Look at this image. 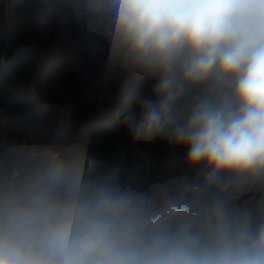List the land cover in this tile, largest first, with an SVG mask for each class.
Listing matches in <instances>:
<instances>
[{
	"label": "clouds",
	"instance_id": "9594fccd",
	"mask_svg": "<svg viewBox=\"0 0 264 264\" xmlns=\"http://www.w3.org/2000/svg\"><path fill=\"white\" fill-rule=\"evenodd\" d=\"M41 7L106 35L130 142L185 155L115 167L83 134L6 136L0 264H264V0Z\"/></svg>",
	"mask_w": 264,
	"mask_h": 264
},
{
	"label": "rangeland",
	"instance_id": "374dc122",
	"mask_svg": "<svg viewBox=\"0 0 264 264\" xmlns=\"http://www.w3.org/2000/svg\"><path fill=\"white\" fill-rule=\"evenodd\" d=\"M42 9L40 0H0V68L30 58L25 62L30 67L25 103L32 106H10L1 83L0 141L6 136L24 141L83 134L92 153L115 167L148 157L158 164V153L168 158L172 148L166 143L133 145L118 127L123 102L117 89L125 73L110 66L106 35L84 19L49 11L41 16ZM22 22L26 26L20 35L27 36L18 43L16 29ZM52 61L58 69H51ZM133 83L145 93L150 91L138 80Z\"/></svg>",
	"mask_w": 264,
	"mask_h": 264
},
{
	"label": "trees",
	"instance_id": "16d2710c",
	"mask_svg": "<svg viewBox=\"0 0 264 264\" xmlns=\"http://www.w3.org/2000/svg\"><path fill=\"white\" fill-rule=\"evenodd\" d=\"M42 11H44V12L42 13L41 16L45 15V12H47L48 10L43 8ZM24 26H26V24H25V22H22L19 24V26L16 29L17 30L16 32L18 35H15V36L19 39V41H18V39H16V42H18V43L19 42H22V43L25 42V39H20V38H24V36H27V35H20L21 30L24 28ZM10 41L11 42L14 41L13 35H12V38ZM27 61L28 62L30 61L29 57H26V58L22 57L16 63L14 62L13 65L10 66L9 68H6V69L0 68V85H1V83H3V86H2L3 89L1 91V93L4 96H6L7 99L10 100L9 101L10 106H11V104H13V105H17V108L18 107L21 108L23 106V108H25V109H29L30 107H32V106H28L27 103H25V101H26L25 96L28 93L27 92L28 79H26V76L28 77L30 75V67L28 65H25V62H27ZM49 66L51 67V69H54V70L59 68L54 63V61L49 62ZM42 73H44V72H42ZM17 88H18V91H16ZM1 100L3 102L6 101L4 99H1ZM2 108H4L3 105H2ZM7 115H8V117H10V119L14 118V115H11L9 113H7Z\"/></svg>",
	"mask_w": 264,
	"mask_h": 264
},
{
	"label": "crops",
	"instance_id": "0c3cea01",
	"mask_svg": "<svg viewBox=\"0 0 264 264\" xmlns=\"http://www.w3.org/2000/svg\"><path fill=\"white\" fill-rule=\"evenodd\" d=\"M184 155H185V150L183 148H176V149L172 148L171 153L168 156V158L165 159L163 155L159 156V153H158V155L156 156V159H157L158 163H160L162 161H166L170 157H176V158L182 160L184 158Z\"/></svg>",
	"mask_w": 264,
	"mask_h": 264
}]
</instances>
